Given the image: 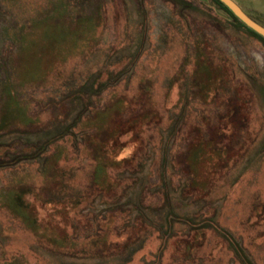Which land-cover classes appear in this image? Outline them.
I'll use <instances>...</instances> for the list:
<instances>
[{"label":"rangeland","instance_id":"374dc122","mask_svg":"<svg viewBox=\"0 0 264 264\" xmlns=\"http://www.w3.org/2000/svg\"><path fill=\"white\" fill-rule=\"evenodd\" d=\"M0 264H264V39L218 0H0Z\"/></svg>","mask_w":264,"mask_h":264},{"label":"water","instance_id":"95a60500","mask_svg":"<svg viewBox=\"0 0 264 264\" xmlns=\"http://www.w3.org/2000/svg\"><path fill=\"white\" fill-rule=\"evenodd\" d=\"M242 25L264 39V27L253 21L233 0H218ZM222 16L224 14L220 11Z\"/></svg>","mask_w":264,"mask_h":264},{"label":"trees","instance_id":"16d2710c","mask_svg":"<svg viewBox=\"0 0 264 264\" xmlns=\"http://www.w3.org/2000/svg\"><path fill=\"white\" fill-rule=\"evenodd\" d=\"M97 169H98V167H97V165H96V167H95V173H94V184L95 185H97L96 183H97V178H98V172H97ZM46 173H47V175L49 174V171L47 172V170H45V176H46ZM104 174H105V171H104ZM106 176V175H105ZM60 241H61V239H60Z\"/></svg>","mask_w":264,"mask_h":264}]
</instances>
